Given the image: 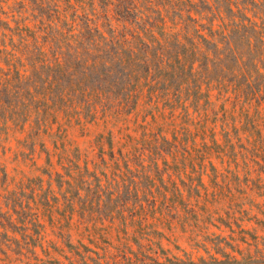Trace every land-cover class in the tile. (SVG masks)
<instances>
[{
  "label": "trees",
  "instance_id": "16d2710c",
  "mask_svg": "<svg viewBox=\"0 0 264 264\" xmlns=\"http://www.w3.org/2000/svg\"><path fill=\"white\" fill-rule=\"evenodd\" d=\"M211 96L245 112L241 126L255 129L263 121L264 0H0V132L28 122L47 129L49 117L53 125L59 114L67 126L80 129L98 120L104 125L126 121L140 102L144 110L199 113ZM149 134L154 142L165 140ZM133 154L145 153L120 151L118 158L127 165ZM152 154L160 159L163 150ZM108 156L118 161L111 151ZM158 159L154 169L141 160L133 170L127 165L131 171H119L115 184L103 185L95 172L56 173L57 190L48 189L52 214L78 239L62 237L52 256L1 251L34 249L40 242L35 197L24 201L10 192L0 209V264H264V239L260 247L247 230L240 234L248 239L216 235L202 240L201 246L208 242L205 256L195 263L145 251L138 234L151 216L173 212L171 218H179L180 198L173 197V207L167 208L171 199L162 180L167 170L157 167ZM109 189L121 202L116 211L101 204L112 194ZM175 192L180 193L176 186ZM253 219L264 226L256 215ZM110 228L116 243L105 238ZM128 242L137 250L131 251Z\"/></svg>",
  "mask_w": 264,
  "mask_h": 264
},
{
  "label": "rangeland",
  "instance_id": "374dc122",
  "mask_svg": "<svg viewBox=\"0 0 264 264\" xmlns=\"http://www.w3.org/2000/svg\"><path fill=\"white\" fill-rule=\"evenodd\" d=\"M209 102L210 105L201 106L199 113L189 111L188 114L168 108L144 110L140 102L126 121L104 125L98 120L80 129L74 123L67 126L66 119L59 114L53 125L52 116L49 117L47 129L32 128V123L28 122L22 129L10 127L6 132H0V209L6 207L5 197L15 192L24 201L35 197L41 214L36 228L40 232V242L34 249L13 246L3 247L1 251L10 255L31 256V252H35L38 256H52L53 245L59 244L62 237L70 235L73 242L78 239L74 229H68L66 224H56L54 220L52 192L49 193L48 189L57 190L52 182L56 173L82 171L86 175V171L95 172L104 185L105 181H117L119 171L127 175L126 171L133 170L139 160L154 169L158 157L152 152L158 148L163 150V156L155 163L160 170H167L162 180L169 189L171 200L166 205L169 209L168 205L173 207L172 198H180L176 202L179 218L172 219L173 212H167L163 218L151 216L147 228L138 234L147 245L145 251H164L169 258L195 263L198 256H205L202 249L208 242L205 240L206 245L201 246L202 240L216 235H242L248 239L246 234H240L245 230L257 237L261 247L264 226L256 224L253 216L264 221V212L259 214L256 209L264 210V109L261 110L263 121L257 128L250 129L248 124L241 126L247 118L245 112L230 104L222 105L213 96L209 97ZM149 132L162 135L165 140L154 142ZM138 150L145 154H133L127 163L130 168L126 169L125 161L118 158L119 152L125 154ZM110 151L118 161L110 159ZM155 182L157 184L158 180ZM175 186L179 194L175 192ZM107 191L112 194L108 195L109 198L103 197L101 204L116 211L120 199L113 189ZM85 204L90 207L88 201ZM131 204L127 201L128 207ZM105 238L117 242L112 228ZM232 243L240 249L247 248L240 242ZM127 245L131 251L137 250L132 242Z\"/></svg>",
  "mask_w": 264,
  "mask_h": 264
}]
</instances>
